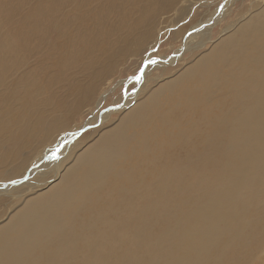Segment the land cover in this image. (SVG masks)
Returning a JSON list of instances; mask_svg holds the SVG:
<instances>
[{"label": "rangeland", "instance_id": "374dc122", "mask_svg": "<svg viewBox=\"0 0 264 264\" xmlns=\"http://www.w3.org/2000/svg\"><path fill=\"white\" fill-rule=\"evenodd\" d=\"M36 1L0 0V134L38 116H54L56 132L46 141L25 137L15 159L0 161V229L136 101L184 74L244 15L264 8V0ZM17 38L25 45L12 57L6 48ZM149 60L155 63L145 66ZM237 95L217 90L180 121L167 108L166 123L157 113L128 128L119 200L108 190L102 207L76 214L53 235L83 244L74 264H264V115L261 123H242V109L231 103ZM215 109L230 111L239 126L226 124L215 135L213 119L207 123ZM10 150L4 142L0 153ZM102 213L112 225L100 220L108 225L102 235L87 234L85 225ZM67 254L34 251L24 264H60Z\"/></svg>", "mask_w": 264, "mask_h": 264}, {"label": "bare ground", "instance_id": "6f19581e", "mask_svg": "<svg viewBox=\"0 0 264 264\" xmlns=\"http://www.w3.org/2000/svg\"><path fill=\"white\" fill-rule=\"evenodd\" d=\"M7 1L16 4L21 0ZM38 3L40 2L34 0V4ZM244 16L247 17L238 23L236 30L224 36L209 53L196 60L184 74L181 73L165 83L139 106L136 107V101L129 107L130 110L123 115L114 130L97 139L94 148L83 149V152L76 156L75 161L60 174L61 179L57 183L47 191L39 193L32 205L22 207L19 210L21 212L0 229V264H24L34 251H38L45 258H56L59 249L63 248L68 254L59 261L60 264L77 263L75 260L79 256L78 250L83 248V244L76 243L73 238L65 234L53 235L62 228L72 226L68 221L71 222L76 214L86 215L90 209L96 210L102 207L110 191L114 194L111 199L119 200V162L129 149L126 144L130 126L143 124L147 118L157 113L164 115L161 121L166 123L167 108L172 111L171 119L180 121L178 117L182 118L188 111L191 114L201 100L212 101L211 98L217 90L238 94L231 103H234V108L242 109L244 113L241 118L242 123L249 124L251 121L261 123L259 118L264 115V8L258 14L249 13ZM24 18L27 20V16ZM8 43L6 51L12 57H16L21 46L25 45L22 38L10 40ZM105 90L99 94V98L97 97L95 107L103 101ZM80 95L86 97V93L81 92ZM178 99L189 104L178 106ZM165 102L167 107L163 106ZM172 102L174 104L170 105ZM190 105L195 106L189 110ZM50 107L53 109L52 104ZM198 109L199 107L195 112ZM125 110L127 109L124 108L123 111ZM54 119L53 116L41 122L40 116L35 119L28 117L21 120L7 136L1 137L0 134V150L4 142L11 145L9 152L0 153V161L15 159L25 137L33 139L39 135V142L54 136L56 132ZM212 119L215 135L222 131L226 124L239 126L238 121H233L230 111L223 113L221 109H215L212 116L208 115L209 126H212L210 122ZM86 125L88 122L85 123ZM176 128L181 129L182 126L179 124ZM68 136H71V133ZM65 140V137L61 139L58 147ZM103 215L100 214V218L98 215L93 223L85 225L87 234L102 235V231L108 226L100 221L108 222L106 218H102ZM223 215L225 216V213ZM108 223L112 225L111 222ZM88 238V235H84L82 242L87 241ZM39 242L48 243L38 245ZM93 256L97 255L92 254Z\"/></svg>", "mask_w": 264, "mask_h": 264}, {"label": "snow or ice", "instance_id": "6c2138e0", "mask_svg": "<svg viewBox=\"0 0 264 264\" xmlns=\"http://www.w3.org/2000/svg\"><path fill=\"white\" fill-rule=\"evenodd\" d=\"M148 63H155L154 60H149L146 62L145 66H147ZM142 76H143V68L140 69V74L137 75V76H134L133 79L139 81L142 79ZM11 183H17V181H11Z\"/></svg>", "mask_w": 264, "mask_h": 264}]
</instances>
